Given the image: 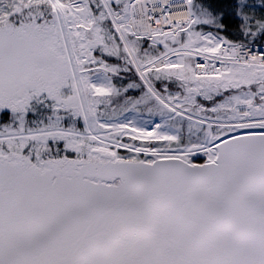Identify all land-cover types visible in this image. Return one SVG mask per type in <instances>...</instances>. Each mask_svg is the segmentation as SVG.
<instances>
[{"label":"snow or ice","instance_id":"1","mask_svg":"<svg viewBox=\"0 0 264 264\" xmlns=\"http://www.w3.org/2000/svg\"><path fill=\"white\" fill-rule=\"evenodd\" d=\"M0 264H264V0H0Z\"/></svg>","mask_w":264,"mask_h":264}]
</instances>
